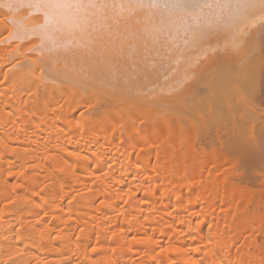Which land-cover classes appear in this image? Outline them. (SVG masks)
<instances>
[{
  "label": "bare ground",
  "instance_id": "bare-ground-1",
  "mask_svg": "<svg viewBox=\"0 0 264 264\" xmlns=\"http://www.w3.org/2000/svg\"><path fill=\"white\" fill-rule=\"evenodd\" d=\"M10 2L25 6L0 7V264H264V117L240 115L253 148L242 118L197 109L230 83L235 108L247 98L259 66L225 57L236 27L201 25L191 43L176 25L152 44L144 13L120 12L127 0H105L117 5L103 13L110 30L86 33L56 24L60 11ZM224 116L239 134L211 133ZM218 132L222 148H205Z\"/></svg>",
  "mask_w": 264,
  "mask_h": 264
},
{
  "label": "snow or ice",
  "instance_id": "snow-or-ice-1",
  "mask_svg": "<svg viewBox=\"0 0 264 264\" xmlns=\"http://www.w3.org/2000/svg\"><path fill=\"white\" fill-rule=\"evenodd\" d=\"M23 3H12L10 0H0V7L9 11H16ZM28 7L43 8L45 10L60 11L63 13L56 20V24L67 27L70 31L86 33L110 30L107 18L103 16L104 11L110 6L105 0H29ZM121 13H135L141 11L148 23L143 29V36L156 44L160 36L169 31L173 26L182 25L191 43H197L204 39L201 25L235 26L237 31L254 26L257 22L264 23V0H127L126 3L118 5ZM156 10H164L167 19L159 22L154 17ZM96 16L97 20H93ZM13 23L16 21L13 19ZM22 28V25H21ZM19 34V33H17ZM23 38V36H21ZM55 45V40L52 41ZM92 44L89 39L77 46L88 47ZM135 52V47L129 49V53ZM212 241L209 240V244ZM95 251V249H93ZM38 264H44L39 261Z\"/></svg>",
  "mask_w": 264,
  "mask_h": 264
},
{
  "label": "rangeland",
  "instance_id": "rangeland-1",
  "mask_svg": "<svg viewBox=\"0 0 264 264\" xmlns=\"http://www.w3.org/2000/svg\"><path fill=\"white\" fill-rule=\"evenodd\" d=\"M256 25H258L259 27H260V29L258 30V31H256L255 29H253V26L252 27H249V28H243V27H241V30L240 31H236V33L234 34H232L231 35V37H229V38H227V39H223V43H224V45H226L227 47H230L231 45V47H230V50L229 51H227L226 53H225V57L228 59V60H232V59H234L235 57H236V55H244L245 53H250V55L251 54H253V55H251L250 57H248L247 59H248V65H254L255 67V69H257L256 67H258L259 66V68H258V70H257V72L256 73H254L253 71L254 70H252L251 69V71H250V81H249V83H248V85L247 86H249L250 87V89H249V87H246V89H244V91L245 92H247V93H245L244 91H243V93H240V94H243L242 96H244V97H246L247 96V98H244L242 101H241V106L242 107H239L238 108V106H237V108H238V110H237V108H235V106H236V104H237V102L239 103L240 102V100L243 98V97H239L238 95H239V92L237 91L238 89H237V86H238V84H233V83H230L229 84V89H228V92H227V98H225V97H221V99H219L218 98V100L216 99L215 100V98L213 97V98H210V97H208V98H202V101H201V99H200V101H201V103L202 104H200L199 105V108H197L198 106H196V108L197 109H201V110H198V112L199 111H201V113L205 110V113H203V114H205V115H203V118H204V116L207 118V116H209V113H206V112H209V108L207 107V106H210V109L214 112V114H216V112L217 113H219V116L221 115V116H223L222 114H220L221 112L224 114V113H226V114H224L225 116H227L228 115V118H230L231 116H233V115H235L234 117H236V118H231L232 119V121L233 120H237L238 121V119H239V117H240V119L242 118L243 119V121H241V120H239L237 123H234V121H233V123H234V125L235 124H238V123H240V126L242 125L243 126V129H242V133H241V135L243 134V133H245L244 132V130L245 131H247L248 129L247 128H244V125H243V123H245V120H244V118H243V116H240V115H242V113H247L248 115H251V117L253 118V116L252 115H254V116H257V119L258 118H262V117H264V23H261V22H257L256 23ZM247 32L249 33V37L247 36ZM233 48H235V50L234 51H231V49H233ZM198 59V58H197ZM219 60H217L216 61V63H222L223 64V62H221V60L218 62ZM240 62V61H239ZM214 63V62H213ZM215 63V65L214 64H210V65H208V68H209V66L211 67L212 65H213V68L215 69V67H218V68H220V67H222V66H220V65H218V64H216ZM241 63V62H240ZM230 64V63H229ZM241 64H244V63H241ZM247 65V64H246ZM206 66V65H205ZM204 66V67H205ZM215 66V67H214ZM224 66V65H223ZM231 66L234 68V66L231 64ZM204 67H202V69L204 68ZM246 67H248V66H246ZM207 68V67H206ZM250 68V67H249ZM200 69V68H199ZM205 69V68H204ZM203 69V70H204ZM207 70V71H206ZM206 70H204V76H202V75H200V72H202V71H200V70H198L199 71V73H198V76L200 75L201 77H205V79L207 80V76H205V71L206 72H209L208 71V69H206ZM209 70H212V68L210 69L209 68ZM236 70V69H235ZM197 71V72H198ZM237 71V70H236ZM254 75L256 76V77H254ZM200 76L198 77L199 79H200ZM197 78V77H196ZM204 79V80H205ZM253 79V80H252ZM201 80V79H200ZM252 80V81H251ZM256 81H258V83H256ZM199 84L201 83V82H198ZM197 83V84H198ZM202 83H204V81H202ZM198 84V85H199ZM203 85V84H202ZM231 85V86H230ZM232 85H235V86H232ZM237 85V86H236ZM196 87H197V85H195ZM255 86V87H254ZM258 86V87H257ZM196 87H194L195 88V90H201V88L199 87H197V89H196ZM236 87V88H235ZM257 87V88H256ZM248 88V89H247ZM232 89V90H231ZM234 89V90H233ZM253 89V90H252ZM194 90V89H193ZM198 90H197V92H198ZM204 90H205V88H204ZM248 90H250V91H248ZM240 92H241V90H239ZM199 92H201V91H199ZM229 93V94H228ZM246 95H245V94ZM198 94V93H197ZM197 94L195 93V95H196V97L198 98L200 95H198L197 96ZM233 95V96H232ZM233 98H232V97ZM238 97H239V99H238ZM197 98H196V100H197ZM200 98V97H199ZM198 98V99H199ZM228 98H231V99H229V101L230 102H232V103H230L229 101H228ZM235 98L237 99V102H236V100H235ZM226 99V100H225ZM204 100H206V101H204ZM212 102H211V101ZM221 100H222V102H221ZM224 100V101H223ZM235 100V101H234ZM199 101V100H198ZM198 101H195L194 103L196 104ZM199 101V102H200ZM208 101V102H207ZM210 101V102H209ZM214 101V102H213ZM217 101H218V103H217ZM221 102V103H220ZM227 102L229 103V104H227ZM217 103V104H216ZM224 103V104H223ZM228 105L227 107H226V104ZM236 103V104H235ZM212 104V105H211ZM219 104V107H217V105ZM221 104H223V105H221ZM197 105H198V103H197ZM205 105V106H204ZM215 105V106H214ZM221 105V106H220ZM231 105V106H230ZM238 105V104H237ZM200 106H202V107H200ZM218 110V111H215L216 109ZM183 108V107H182ZM219 108V109H218ZM227 108H228V111H227ZM231 108H232V110L234 109V110H236V113L234 114L233 112H232V110H231ZM196 109V110H197ZM207 109V110H206ZM221 109H223L222 111H219V110H221ZM180 110H181V108H180ZM256 110V111H255ZM183 111V110H182ZM181 111V112H182ZM232 113H231V112ZM253 111H255V113L253 112ZM235 112V111H234ZM257 112V113H256ZM192 113L194 114V113H196L195 115H197V111L196 112H194L193 110H192ZM200 114V113H199ZM233 114V115H232ZM187 115H189V113L187 114ZM216 115H218V114H216ZM231 115V116H230ZM199 116V115H198ZM224 116V118L226 119V117ZM189 117H191L192 118V120H193V118H194V116H190L189 115ZM197 117V116H196ZM246 117H248V116H246ZM199 118V117H198ZM198 118H196V120H198ZM224 118L222 117V121H225L224 120ZM194 120H195V118H194ZM227 120V119H226ZM247 120H249L248 118H247ZM252 120V119H251ZM241 121V122H240ZM197 122V121H196ZM217 122V121H216ZM227 122L228 123H226V121L223 123V122H220L219 121V125L217 124V123H215V124H217V125H213L212 126V128L211 127H209V128H211V133H214V134H216V131H221L222 132V130H223V133H224V130H226V128H233V129H235V127L233 126V124L231 123V121H228L227 120ZM250 122V121H249ZM198 123H199V126H198V124H197V126H198V128L200 129V128H202V127H200L201 125L200 124H202L201 123V121H200V118H199V120H198ZM229 126H228V125ZM251 124V123H250ZM250 124L249 123H247L246 124V126L249 128L250 127ZM221 125V126H220ZM239 125V124H238ZM237 125V126H238ZM210 126V125H209ZM217 126V127H216ZM224 126H226V128L224 127ZM233 126V127H232ZM241 126V127H242ZM218 127H220V129L218 128ZM221 128H225V129H221ZM262 128H264V127H262ZM203 129V128H202ZM212 129L214 130L215 129V131H213L212 132ZM217 129V130H216ZM231 129H230V131L228 130H226V133H227V135L228 136H230V134H228V132H231ZM232 129V130H233ZM259 129H261V128H259ZM259 129L257 130V131H259ZM236 133H238L237 131V127H236ZM262 130H264V129H261V134H260V136L262 135V133L264 132V131H262ZM234 131V130H233ZM209 132H210V129H209ZM248 132V131H247ZM245 133L246 135H248V133H250V135L252 134V132H248V133ZM253 132H255L256 133V129H255V131H253ZM258 132V133H259ZM222 133V134H223ZM226 133L225 134H223L224 136H227L226 135ZM231 133H233V132H231ZM235 133V134H236ZM258 133H256L255 134V136H257V138H258ZM218 134H219V132H218ZM222 134H219L217 137L216 136H214L215 138L214 139H210L211 141H209L208 142V144L209 143H211V144H209V145H207V144H205L204 145V147L205 148H208L210 145H211V147H219V149H221L222 147H220V146H223V145H220L219 144V142H218V137H220ZM234 134V133H233ZM239 134V133H238ZM245 134H243V135H245ZM217 135V134H216ZM242 135V136H243ZM245 135V137H247V139H248V141H247V147H253V148H256V147H259V146H257L258 145V142H259V140L258 139H264V137L262 136V137H260V138H256L257 140H258V142H256V145H255V143L252 141L251 142V139H250V137H252V136H250V135H248V136H246ZM264 135V134H263ZM223 136V137H224ZM227 136V137H228ZM232 137L234 136V138H237L235 135H231ZM254 136V137H255ZM222 137V138H223ZM227 137H225V138H227ZM243 138H244V136H243ZM221 139V138H220ZM230 139H233V138H231L230 137ZM241 139H242V137H241ZM213 140H215V141H213ZM224 140V139H223ZM222 139H221V141H223ZM245 140H246V138H245ZM253 140H254V138H253ZM221 141H220V143H221ZM225 141V140H224ZM223 141V143L222 144H226L227 142L225 141L224 142ZM263 141V140H262ZM241 142H243V141H241ZM246 142V141H245ZM263 143L264 142H261V140H260V149L262 150V153L261 154H263V150H264V146H263ZM239 144V143H238ZM238 144H236L235 145V147H239V145ZM241 144H243V143H241ZM228 145V144H227ZM245 145H246V143H245ZM245 145H242V146H245ZM207 146V147H206ZM229 146V145H228ZM198 146H196V148H197ZM232 147H233V145H232ZM230 148H231V146H230ZM245 148V147H244ZM198 149V148H197ZM209 149V148H208ZM226 148H225V146H224V150H225ZM228 149V148H227ZM226 149V150H227ZM235 149V148H234ZM232 151H233V149H232ZM224 152V151H223ZM227 152H229L228 150L226 151V155L228 154ZM235 152V151H234ZM230 153V152H229ZM236 154V153H235ZM228 156H229V154H228ZM262 157H263V155H262ZM264 158V157H263ZM260 161H261V158L258 160V161H256L255 162V165L257 166V167H259L258 169H259V172H260V175L259 174H257V175H259L260 177V179H261V177L263 178V176L262 175H264V160H263V162L261 163V165H260ZM255 165H252L251 166V170H252V172H253V170H254V167H255V169L257 168ZM253 168V169H252ZM262 168V169H261ZM258 169H257V171H258ZM251 172V171H250ZM251 172V173H252ZM256 172V171H255ZM250 173V174H251ZM254 175L253 176H251L252 178L254 177V176H257L256 175V173H253ZM262 174V175H261ZM249 177V176H248ZM247 177V178H248ZM251 177H249V180H250V178ZM248 180V181H249ZM252 180V179H251ZM255 179H253L252 181H254ZM259 180V179H258ZM257 180V181H258ZM251 181V182H252ZM256 181V180H255ZM260 183V182H259ZM252 184H254V183H252ZM255 184H256V182H255ZM263 186H264V184L263 183H261ZM262 185H257V186H262ZM256 185H255V187H257ZM260 189H261V187H259ZM259 188H257V189H259ZM264 188V187H263ZM262 190V189H261ZM264 190V189H263ZM258 191H260V190H258ZM261 192V191H260ZM260 194V193H259ZM262 194V193H261ZM263 195H264V193L262 194V197H263ZM263 199V198H262ZM264 200V199H263Z\"/></svg>",
  "mask_w": 264,
  "mask_h": 264
}]
</instances>
